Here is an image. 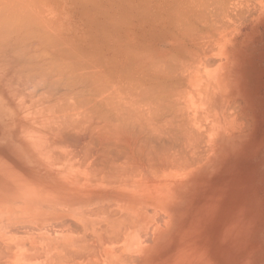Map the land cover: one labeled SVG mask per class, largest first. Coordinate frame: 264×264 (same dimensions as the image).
Returning <instances> with one entry per match:
<instances>
[{"label": "rangeland", "instance_id": "1", "mask_svg": "<svg viewBox=\"0 0 264 264\" xmlns=\"http://www.w3.org/2000/svg\"><path fill=\"white\" fill-rule=\"evenodd\" d=\"M245 1L0 0V171L21 172L31 164L35 151L28 153L18 138L28 129L47 120L53 126L62 114L75 119L70 112L77 107L92 112L87 95L93 96L94 82L93 88L86 82L91 74L102 82H126L121 89L130 93L164 84L180 109L153 115L155 127L177 135L189 123L205 127V138L198 142L202 158L174 177L190 181L151 264H264V0ZM76 75L86 83L72 92L67 87L79 84ZM33 112L45 116L36 117L46 119L41 126H34ZM158 217L151 222L160 223ZM48 219L53 217L19 222L29 232L47 230L54 221L56 228L49 229H57L60 220Z\"/></svg>", "mask_w": 264, "mask_h": 264}, {"label": "bare ground", "instance_id": "2", "mask_svg": "<svg viewBox=\"0 0 264 264\" xmlns=\"http://www.w3.org/2000/svg\"><path fill=\"white\" fill-rule=\"evenodd\" d=\"M28 68L30 70V66ZM149 70L150 68L147 74ZM99 72L95 71L98 74ZM119 74L121 75L120 70ZM67 76L69 77L68 74ZM77 76L76 80L79 79ZM90 76V79L93 77L92 81L86 80V82L90 83L89 86L94 85V92L90 90L93 96L87 95L92 112L85 111L86 106L84 111H78V107L77 111L74 107L72 108L74 112L66 111L61 103L65 109L59 104L60 110L70 112L71 115L75 114L76 117L70 119L67 116L70 113H66L67 119L65 114H62L61 117L64 116L65 119L57 117V121L58 118L61 120L58 123L53 120L55 122L53 126L48 125L50 124L48 120L49 123L46 121L43 126L39 124L44 119L38 122L36 117H41L42 112L38 116L36 114L38 112H33L36 116L31 113L30 116L34 115L32 119L30 118L34 126L38 123L41 128L28 129L27 135L18 137L28 153L35 151L29 156L31 164L22 168L21 172L0 171L2 175L0 176V213H5L4 217H6V224L0 226V264H151L155 246L170 228L169 218L174 216L172 211L177 206L181 192L186 189L190 181V176H186L185 179L174 177L179 171L191 166L190 162L202 158L200 151L204 149L200 148L198 142L205 138L202 137L205 136V127L204 130L199 126L193 128L194 126L186 123L177 135L169 130L161 132L163 127L160 131L155 127L152 122L153 115L162 112L165 114L167 110L178 112L180 109L174 101L173 89L167 88L166 85L165 87L164 84L163 87L160 86L161 90L165 87L163 92L157 91L160 89L157 86L154 89L139 87L137 91L133 90L130 93L125 86L129 91H126L128 95L124 87L121 89L122 84L126 82L122 84L120 82V86L116 81L112 83L108 81L109 85L106 81L108 79H103L102 82L99 75ZM49 79L47 80L52 85L53 79ZM80 79L79 84L78 81H74L76 87L72 85L74 82L70 79L72 84L69 85H72L74 90L66 86L68 90L73 92L75 89H80L78 85L83 81ZM48 81H44L47 82V86L50 85ZM86 82L83 81L84 84ZM173 82L168 86L171 84L172 88ZM89 86L86 89L88 91ZM151 89L155 91L152 92ZM86 90L83 92L88 93ZM60 110L57 113L61 115ZM166 113L169 115L168 112ZM78 114L81 118H77ZM79 119L82 123L78 122ZM206 129L208 130V127ZM160 133L165 140L160 139ZM204 153L206 152L202 154ZM189 169L191 170L192 166ZM159 211H163L165 215L162 212L163 217L161 214L158 215ZM13 212L17 214L13 215ZM48 217L60 220L59 224L56 222L57 229H49L54 225L53 219L54 222L49 230L43 228V231L37 229L38 231L33 232H29L26 223L24 225L19 222L23 218L35 224V221ZM157 217L162 222L159 221L160 223L155 225V222L151 221L157 220ZM13 219H16L21 226L20 224L17 226L18 223ZM44 221L42 225L47 223L43 224ZM152 223L154 227L150 226L152 229L149 230L148 225H153ZM177 223L173 222L174 225Z\"/></svg>", "mask_w": 264, "mask_h": 264}]
</instances>
